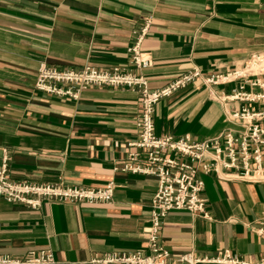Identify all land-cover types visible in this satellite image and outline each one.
<instances>
[{
  "label": "crops",
  "instance_id": "obj_1",
  "mask_svg": "<svg viewBox=\"0 0 264 264\" xmlns=\"http://www.w3.org/2000/svg\"><path fill=\"white\" fill-rule=\"evenodd\" d=\"M145 17L150 25L140 45L151 60L142 69L150 88L192 66L221 72L264 50V0H0V163L5 156L8 175L18 180L113 181L105 202L43 199L32 207L0 196V253L49 249L47 264H119L92 257L147 252L141 231L156 179L120 169L125 141L136 135L137 91L88 85L73 98L33 85L41 61L136 71L126 47ZM234 85L217 84L210 92L191 81L161 97L152 113L154 133L201 139L239 128L226 113L245 102L214 95ZM200 176L208 216L167 210L159 229L165 247L205 254L228 248L252 257L263 251L264 239L247 224L264 210V177Z\"/></svg>",
  "mask_w": 264,
  "mask_h": 264
},
{
  "label": "built area",
  "instance_id": "obj_2",
  "mask_svg": "<svg viewBox=\"0 0 264 264\" xmlns=\"http://www.w3.org/2000/svg\"><path fill=\"white\" fill-rule=\"evenodd\" d=\"M149 25L150 19L145 17L133 30L132 41L126 47L129 62L136 71L117 64L97 67L87 62L79 67L59 68L41 61L33 81L37 89L73 98L88 85L125 86L138 93V111L134 118L136 135L125 141L127 148L120 169L151 174L156 179L150 198L149 223L141 231L147 252L139 249L107 251L93 256L92 260L119 264H264V250L254 257L232 253L228 248L217 249L212 254L191 249L173 251L159 238L161 219L169 209H185L208 216L202 192V173L212 172L218 178L246 180L264 177V50L250 52L242 63L231 69L210 72L192 66L165 84L150 88L142 69L151 60L140 45ZM233 80H236V85L226 90L219 89L214 95L219 100L245 102L226 113L227 119L238 123L239 128L226 127L199 140L191 139L188 134L154 133L152 113L161 97L191 81H200L211 92L215 85ZM247 103H256L257 106ZM112 191V180L101 185H62L13 179L8 175L5 156L0 163V196L6 201L32 207L43 199L105 202L111 199ZM247 226L264 239V210ZM52 261L49 249H28L20 255L0 253V264H47Z\"/></svg>",
  "mask_w": 264,
  "mask_h": 264
},
{
  "label": "rangeland",
  "instance_id": "obj_3",
  "mask_svg": "<svg viewBox=\"0 0 264 264\" xmlns=\"http://www.w3.org/2000/svg\"><path fill=\"white\" fill-rule=\"evenodd\" d=\"M247 58V57H246ZM245 58V59H246ZM187 84V83H186ZM180 87H182V86H180ZM179 88V87H178ZM177 89V88H176ZM184 134H187V133H184ZM183 134V135H184ZM191 138V137H190ZM192 139V138H191ZM202 139V138H201ZM194 140H199V139H194ZM228 179V178H227ZM191 213V212H190ZM192 214H196V213H192ZM208 215V214H207ZM160 236V235H159ZM160 238V237H159ZM160 242H161V240H160ZM162 243V242H161ZM163 244V243H162ZM164 245V244H163ZM165 246V245H164ZM188 250H190V249H188ZM192 250V249H191ZM185 251V250H184ZM212 264H221V263H212Z\"/></svg>",
  "mask_w": 264,
  "mask_h": 264
}]
</instances>
